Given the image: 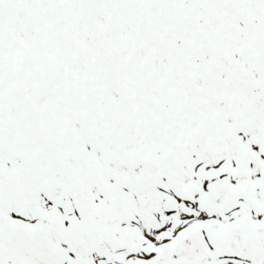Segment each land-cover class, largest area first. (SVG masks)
I'll use <instances>...</instances> for the list:
<instances>
[{
    "label": "snow or ice",
    "instance_id": "snow-or-ice-1",
    "mask_svg": "<svg viewBox=\"0 0 264 264\" xmlns=\"http://www.w3.org/2000/svg\"><path fill=\"white\" fill-rule=\"evenodd\" d=\"M0 264H264V0H0Z\"/></svg>",
    "mask_w": 264,
    "mask_h": 264
}]
</instances>
